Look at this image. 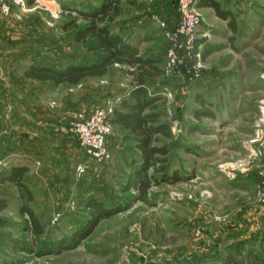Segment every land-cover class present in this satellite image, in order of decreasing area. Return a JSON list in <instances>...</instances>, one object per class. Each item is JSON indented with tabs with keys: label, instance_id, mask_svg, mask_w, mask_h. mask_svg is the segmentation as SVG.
<instances>
[{
	"label": "rangeland",
	"instance_id": "rangeland-1",
	"mask_svg": "<svg viewBox=\"0 0 264 264\" xmlns=\"http://www.w3.org/2000/svg\"><path fill=\"white\" fill-rule=\"evenodd\" d=\"M31 1L30 5V0H11L8 12L0 6V92L4 90V96L0 94V144L7 153L0 158L10 157L12 152L28 153V144L18 150L28 138L22 128L30 125L27 128L33 130V123L40 121L26 105L27 100L24 109L20 101L17 103L24 69L40 61L59 64L65 58L93 59L88 45L76 43L74 32H63L60 26L69 21V7L84 9L89 2L96 4L99 0ZM161 2L122 0V14L115 20L114 32L126 38L127 23L136 12L141 18L150 13L155 16L163 34L161 23L173 29L175 26L169 27L161 18ZM236 7L242 24V32L237 35L221 22H209L200 11L204 24L200 38L220 50L204 61L198 77L184 75L177 79L160 73L147 79L150 93L159 97L162 120L170 126V136L158 134L153 142L156 147L168 148V154L157 156L160 161L156 166L166 170L150 168L148 175L161 177L177 171L183 179L161 180L143 197L135 190L125 191L129 152L136 154L138 149L136 138L124 132L121 134L128 153L112 151L111 161L103 165L87 155L68 162L57 152V168L47 178L35 179L31 173L25 178L34 194L30 206L44 228V234L36 238L27 216L20 213L16 187L1 180L12 167L8 164L0 176V200L6 201V207L0 209V264H225L230 253L240 264H246L249 251L264 260V202L256 197L261 162L252 152L254 122L264 99V0H248L246 5ZM164 8L176 16L177 0H167ZM72 16L78 17L76 12ZM78 23L87 24L82 19ZM230 37L239 51L234 50ZM162 67L163 61L161 71ZM88 81L83 93H78V87L64 89V85H58L56 91L50 90L48 99L47 89L43 104L59 119L68 116L71 109L67 93L80 99L84 93L92 96L103 87L102 100L88 95L87 104L74 111L76 119H86L106 98L124 94L132 86V76L120 66ZM167 92L172 95L171 114ZM198 95L204 103L197 100ZM196 109L211 111L213 117L197 120ZM76 119L65 120L60 127L74 136L70 123ZM192 126L197 130L191 132ZM75 142L79 146L77 139ZM82 162L87 168L78 176L76 167ZM91 197L109 207L121 206L122 210L100 218L75 247L43 255L27 251L33 245L51 246L74 237L91 217L86 207Z\"/></svg>",
	"mask_w": 264,
	"mask_h": 264
},
{
	"label": "trees",
	"instance_id": "trees-1",
	"mask_svg": "<svg viewBox=\"0 0 264 264\" xmlns=\"http://www.w3.org/2000/svg\"><path fill=\"white\" fill-rule=\"evenodd\" d=\"M206 3L215 9L218 16L222 18L230 16V12L221 10L215 0H209ZM29 4H32L31 0ZM200 4L199 2L198 7ZM121 6L122 0H99L96 4L89 2L84 9L69 7V10H71L68 13L69 15H67L69 16V21L62 24L60 28L63 32H74L73 39L76 43L87 44V50L93 55V59L65 58L59 64L46 63L44 61L32 63L24 69L23 77L40 82L51 81L56 86L65 83L78 85L86 78L103 77L117 65L124 69L128 75L132 76V88L128 96L124 98L122 105L114 112L111 122L113 125H121L129 130L137 140L138 153L129 162V173L123 189L125 191L135 190L143 197L161 180L177 182L182 180L183 177L177 171L173 172L172 175L165 173L161 177H157L155 174L148 175L150 168H154L157 172L166 170L164 167L160 169L156 167L160 161L157 156L166 155L169 152L165 146L156 147L153 145L156 135L164 134L170 136V126L168 122L162 120L164 111L160 107L159 97L150 93L147 86L149 77H156L160 73L164 75L165 62L161 71L157 65L159 61L147 57L145 54H140L138 49L125 41L120 33L114 32V22L122 14ZM72 12H76L78 17H73ZM79 19L85 20L87 24L80 25L78 23ZM178 20L179 12L177 8L175 22L169 23L166 21V23L169 27H172L177 24ZM229 25L232 29H236L233 18H231ZM210 52L209 48L203 51L204 61ZM174 77L177 79L181 78L178 76ZM197 100L200 103H204L200 95H198ZM194 116L199 120L204 117H213V113L208 110L196 109L194 110ZM190 130L193 132L197 128L192 126ZM80 148L84 151L81 146ZM0 156H3L1 152ZM27 171V167L13 166L1 180L3 183L8 182L16 187L21 202L20 213L27 216L30 221L31 231L38 238L44 234V228L30 206L34 200V194L25 180ZM5 207L6 201L1 199L0 209ZM86 207L91 213V217L84 227L77 231L74 237L64 239L59 243H53L51 246L46 244L33 245L27 251L38 252L43 255L56 253L60 249L75 247L79 239H84L91 233L100 218L122 210L121 206L109 207L95 197H91L86 201ZM225 264L240 263L230 253L226 255ZM246 264H264V260L258 254L249 251L246 257Z\"/></svg>",
	"mask_w": 264,
	"mask_h": 264
},
{
	"label": "crops",
	"instance_id": "crops-1",
	"mask_svg": "<svg viewBox=\"0 0 264 264\" xmlns=\"http://www.w3.org/2000/svg\"><path fill=\"white\" fill-rule=\"evenodd\" d=\"M167 0H163V2L160 3V12L162 15V19H165L169 23L175 22L176 16H171V13L168 12V10H165V2ZM209 0H198V3L200 2L199 9L204 15V17L210 22L212 20L213 22H221L224 24V26L227 28V30L230 33H233L235 35L242 32V24L239 21V18L237 16V7L236 5H246L248 3V0H215L219 4V8L224 11H229L230 16H227L226 18H222L218 16L215 9L211 6H209L206 2ZM153 13V12H152ZM233 18L235 22L236 29H232L229 25V22ZM155 16H153L151 13L148 14L145 17H142L138 15V12H136V15L130 20L129 23H127L128 28L125 29V32L128 33L127 37H123L122 33L118 31V33L121 34L123 39L136 47L140 54H145L147 57H151L158 62V66L161 64V61H163V65L166 59V52H167V41L165 40L163 29L159 27V24H157L155 20ZM115 23V22H114ZM204 26V24H203ZM162 32V33H161ZM202 33V32H201ZM226 38L228 37L225 35ZM202 44H203V51L205 49L209 48L211 52L208 54L206 59L213 54L215 51L220 50V47L215 46L214 44H211V42L205 43L200 38ZM230 40L233 42V48L236 51L240 50V47L235 43V39H232L230 37ZM164 58V60H162ZM205 59V60H206ZM90 78H86L82 80L78 85H69V84H61L59 86H63L64 89H68L69 86L71 87H78V93H83L85 90H83V87L88 85ZM94 79V78H93ZM23 86L17 87V103L23 107L26 104L27 100V106L30 110L33 111V113L40 118V121L37 123H33L35 126V129L30 130L27 128V126H24L22 128V134H25L28 138L26 139L24 145L21 144L18 147V150L22 149L25 145H30V149H27L28 153H10V157H7L8 164H11L13 166H24L27 167L28 171L25 175L26 176L31 173L35 179L40 178H47L49 173H51L53 170H55L56 163L55 160L58 158L57 152L62 153V156L66 159V157L69 159L68 162H71V159H83L85 152L80 149V146H76V139L72 135H68L66 132V129L63 124V121L68 119H76V111L83 108V104H87L86 100L90 96V94L84 93L80 99H77L76 97H72L70 93H67V95H70L68 97L69 99V106L71 107L68 116L66 117H60L59 119L56 117L54 113L47 110V107L43 104V100H45V96L43 95V92H45L47 89L48 91L45 93H48L49 98L51 99V92L50 90L53 89L56 91V85L53 84V82H40L37 80L32 79H25L22 77ZM82 86V87H79ZM98 87V86H96ZM132 86L130 87V89ZM101 91L99 90L92 91L93 95L90 96L94 100L98 101L102 100L104 98V89L103 87H100ZM130 91V90H127ZM125 90V93L127 92ZM0 94L4 96L2 93ZM129 93V92H127ZM87 94V95H86ZM92 94V93H91ZM120 94V93H119ZM74 96V95H73ZM92 99V100H93ZM95 101V102H96ZM42 102V105H39V103ZM77 109V110H76ZM73 110V111H71ZM75 111V112H74ZM64 118V119H63ZM34 121V120H32ZM32 122L28 120V124H31ZM66 123V122H64ZM39 126V127H38ZM61 128V129H60ZM117 130V132H115ZM34 131V132H33ZM124 132L126 134L133 135L129 130L123 128L121 125H114V133L109 137L108 139V146L112 153V151H120L121 149L124 150V153L127 154L129 149H124L126 139L123 137L121 133ZM24 135V136H25ZM134 136V135H133ZM37 137L42 140V142L37 141ZM135 137V136H134ZM33 139V141H32ZM137 142V140H136ZM28 147V148H29ZM4 144H0V152L1 154L7 155L4 151ZM33 150L29 152V150ZM17 150V151H18ZM132 153H134V156H132ZM129 152L130 159H133L136 154L135 152ZM50 156H52V159H50ZM88 157V156H87ZM76 161V160H75ZM65 162V160H64ZM67 162V161H66ZM114 162V161H113ZM130 162V161H129ZM129 162L126 164L129 170ZM112 166H115L113 163H111ZM62 167V166H60ZM63 169V168H62ZM61 169V170H62ZM10 170V169H9ZM8 170V171H9ZM7 171V172H8Z\"/></svg>",
	"mask_w": 264,
	"mask_h": 264
},
{
	"label": "built area",
	"instance_id": "built-area-1",
	"mask_svg": "<svg viewBox=\"0 0 264 264\" xmlns=\"http://www.w3.org/2000/svg\"><path fill=\"white\" fill-rule=\"evenodd\" d=\"M10 4L11 0H0V6L6 12L9 11ZM177 8L179 20L173 29H168L165 23H161L164 28V37L168 43L164 76L182 77L187 75L190 78H196L204 65L203 44L200 40L203 17L198 7V0H178ZM166 95L169 105L167 110L171 114L169 102L172 97L171 92H167ZM126 96L128 93L108 97L101 106L91 112L88 118L76 119L70 123L71 132L77 138L86 155L98 164L109 163L112 159V153L107 146L108 137L113 130L111 117L122 105ZM254 128L255 135L252 140L254 149L252 152L253 156L261 162L256 197L259 201L264 202V99L260 101V112L255 119ZM7 165L8 159L0 158V176ZM86 168L85 162L79 163L76 167L78 176H82Z\"/></svg>",
	"mask_w": 264,
	"mask_h": 264
}]
</instances>
